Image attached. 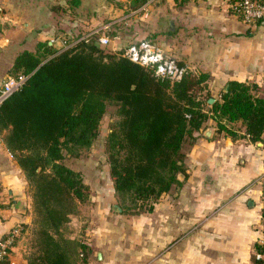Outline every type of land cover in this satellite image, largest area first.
Wrapping results in <instances>:
<instances>
[{"label":"crops","instance_id":"0c3cea01","mask_svg":"<svg viewBox=\"0 0 264 264\" xmlns=\"http://www.w3.org/2000/svg\"><path fill=\"white\" fill-rule=\"evenodd\" d=\"M232 1L0 0V86L24 49L48 41L62 50L66 41L97 36L112 23L110 51L152 37L179 63L208 72L216 99L232 79L256 82L264 95V21L247 24ZM236 129L235 137L219 132L210 117L186 150L189 175L183 185L164 193L151 212L119 210L114 183L112 195L92 191L91 218L77 233L92 247L87 264H257L255 244L264 242V145L251 141L244 127ZM5 132L0 131V238L23 225L12 258L27 264L32 195Z\"/></svg>","mask_w":264,"mask_h":264},{"label":"trees","instance_id":"16d2710c","mask_svg":"<svg viewBox=\"0 0 264 264\" xmlns=\"http://www.w3.org/2000/svg\"><path fill=\"white\" fill-rule=\"evenodd\" d=\"M124 49L110 51L97 36L62 50L40 41L36 50L21 51L9 71L27 75L0 105V131H6L32 195L27 264L89 262L91 245L73 236L68 224L91 205L92 187L66 158L80 157L93 146L109 104L117 105L119 118L106 150L118 204L126 213L151 212L164 193L183 185L189 175L186 150L210 117L219 132L235 137L238 125L264 145V95L258 83L232 79L211 103L208 72L189 67L171 81L123 55ZM261 188L264 223V175ZM255 245L254 261L264 264V257H257L264 242Z\"/></svg>","mask_w":264,"mask_h":264},{"label":"built area","instance_id":"2783aa9c","mask_svg":"<svg viewBox=\"0 0 264 264\" xmlns=\"http://www.w3.org/2000/svg\"><path fill=\"white\" fill-rule=\"evenodd\" d=\"M231 6L234 12L240 15L249 25L264 21V0H233ZM111 30L112 23H107L102 31H99L97 36L101 44L109 45ZM79 39L81 38L71 42L66 41L65 48L74 45ZM122 54L150 68L157 77L168 78L171 81L180 80L189 70V65L179 63L174 56L167 53L162 45L153 38H140L130 42ZM26 79L27 75L24 73L19 75L7 73L0 86V105L12 93L17 91ZM23 230V225H16L9 231L7 236L0 238V264H3L5 260H8L9 264H18L12 258V255L16 251V241L24 236L22 235ZM257 257H264V253L257 252Z\"/></svg>","mask_w":264,"mask_h":264},{"label":"rangeland","instance_id":"374dc122","mask_svg":"<svg viewBox=\"0 0 264 264\" xmlns=\"http://www.w3.org/2000/svg\"><path fill=\"white\" fill-rule=\"evenodd\" d=\"M110 1L114 0H109V2ZM85 2L90 5L100 4L99 0H85ZM86 6L84 7L86 8ZM116 111L117 105L109 104L108 109L100 123V134L89 150H85L83 155L80 157L69 156L66 158V162L69 165L76 169H80L83 172L86 181L90 183L94 193L104 190L108 191L111 195L113 194V180L110 175L106 140L111 130V126L119 118ZM114 207L116 208L117 206L114 205ZM92 212V207L84 205L81 215L76 214L72 216L68 224L70 227H68V231L72 232V234L76 232L75 235H78L77 233L81 232L80 229L86 227L83 225H87L89 223V221L84 222L85 215H91Z\"/></svg>","mask_w":264,"mask_h":264},{"label":"water","instance_id":"95a60500","mask_svg":"<svg viewBox=\"0 0 264 264\" xmlns=\"http://www.w3.org/2000/svg\"><path fill=\"white\" fill-rule=\"evenodd\" d=\"M229 86H230V84H229V82L226 84V86H225V90H227L228 88H229ZM216 100V98L214 97V96H210L209 98H208V101L209 102H214ZM118 208H119V210H121L122 209V207L120 206V205H118Z\"/></svg>","mask_w":264,"mask_h":264}]
</instances>
